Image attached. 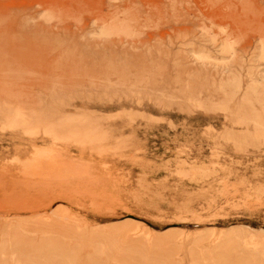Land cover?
I'll use <instances>...</instances> for the list:
<instances>
[{"label": "rangeland", "instance_id": "374dc122", "mask_svg": "<svg viewBox=\"0 0 264 264\" xmlns=\"http://www.w3.org/2000/svg\"><path fill=\"white\" fill-rule=\"evenodd\" d=\"M262 117L264 0H0V264H122L146 230L264 253Z\"/></svg>", "mask_w": 264, "mask_h": 264}, {"label": "bare ground", "instance_id": "6f19581e", "mask_svg": "<svg viewBox=\"0 0 264 264\" xmlns=\"http://www.w3.org/2000/svg\"><path fill=\"white\" fill-rule=\"evenodd\" d=\"M255 85L256 84H254V86ZM255 87H253V88H255ZM251 88L247 89L246 94L248 92L249 93L252 92ZM232 90H233L232 93L235 92V93H233L234 95L240 94V91H241L240 84L233 85ZM250 98L251 97H249V99ZM245 101L247 102V100H245ZM259 118H255L252 122H253L254 127H255L256 136L261 137V136H264V122H263L264 119L262 117V119H263V121H262ZM49 162L53 163V160H52V162L51 161H49ZM42 165H45V164H42ZM36 166H38V164ZM53 167H55V166H53ZM53 169H55V171H56V168H53ZM53 169H52V172L54 171ZM61 171H63V170H61ZM65 173L66 172H64V174ZM70 173H72V172L70 171ZM78 174L80 176L84 175V173L81 174L80 172H76V170H74V174H72V175L70 174V177H72V176L76 177V176H78ZM60 175L61 174H59V176ZM66 176L67 175L65 174V177ZM133 222L138 223L136 221H132V223ZM126 223H130V222L127 221ZM37 230L38 229L34 230V234H36L35 232ZM132 231H134V230L127 228V227L113 229L107 235L103 231H97L95 234L92 235V240H93V243L96 245V247H100V248L106 247L107 249L112 250L113 247H120L121 241L126 240L128 238V236L130 235V232H132ZM61 232L62 231H60V234H61ZM143 232L144 233L142 235L140 234L139 238L132 239L130 241L128 240L129 243H128V245H126V247L129 249L128 253L123 254V255H121L119 253V255L121 256L120 260H117L119 263H122V264H178L176 262L175 258L178 256V253L180 251L177 249L178 248L177 246L175 248L174 245H172V241H173L172 238L162 239L159 236H156L155 238L152 239V242L150 243L149 238H150L151 233L147 230L143 231ZM231 232H233V231H231ZM54 233H55V231H54ZM62 237L67 238V237H69V235L66 233H63ZM242 241L243 240L240 236L233 238L230 235V233H224L222 236L221 243L219 244L218 248L214 252H207L206 251V253H202L201 251L199 252V250H197L195 248L194 249L191 248L189 250V257L191 259V264H263L264 253L260 250H255V249L253 250L250 248L243 247L240 244ZM46 242L47 243H49V242L56 243L57 245L56 244H54V245L47 244L46 246L45 245L40 246V248L37 249L38 253H44V252L60 253V254H62L63 257L66 256L65 254L69 253V254H67L68 257H66V258L71 257L70 254L72 253V251H68L67 250L68 247L63 246L64 242L61 238H59L57 236H49L48 238H46V241L44 243H46ZM201 242H202V240H201ZM176 245H178V244H176ZM105 254L107 255L110 253L105 252ZM234 255H237L236 259H234ZM113 262H114V258H113Z\"/></svg>", "mask_w": 264, "mask_h": 264}]
</instances>
